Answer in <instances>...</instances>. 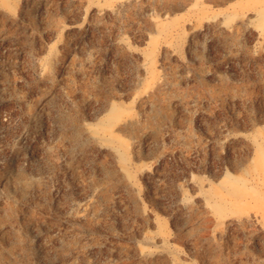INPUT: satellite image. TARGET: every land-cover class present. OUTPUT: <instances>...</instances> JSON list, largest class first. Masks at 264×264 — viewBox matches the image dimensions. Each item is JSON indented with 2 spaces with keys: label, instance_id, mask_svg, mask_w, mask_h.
<instances>
[{
  "label": "rangeland",
  "instance_id": "rangeland-1",
  "mask_svg": "<svg viewBox=\"0 0 264 264\" xmlns=\"http://www.w3.org/2000/svg\"><path fill=\"white\" fill-rule=\"evenodd\" d=\"M0 264H264V0H0Z\"/></svg>",
  "mask_w": 264,
  "mask_h": 264
}]
</instances>
